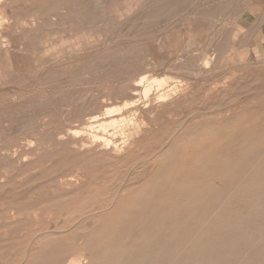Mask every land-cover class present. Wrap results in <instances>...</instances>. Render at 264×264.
<instances>
[{"label": "bare ground", "instance_id": "obj_1", "mask_svg": "<svg viewBox=\"0 0 264 264\" xmlns=\"http://www.w3.org/2000/svg\"><path fill=\"white\" fill-rule=\"evenodd\" d=\"M21 1L0 0V52L21 54L27 49L10 37V23L5 18V10L19 9ZM52 1L63 5L55 18L76 19L69 24L79 32L85 24L81 20L93 15L91 0ZM196 1H143L133 13V0H129L123 8L125 19L118 25L126 24L130 16L139 20L155 13L172 16L182 5L191 14ZM224 6L221 3L217 8ZM210 10V5L204 7L206 18L211 17ZM27 16H31L26 17L31 19L27 25L34 27H22V34L35 33L38 26L63 24L55 18L50 23V15L49 19L42 15L41 21L34 19V13ZM16 21L14 25L19 24ZM190 49L189 42L184 58L169 65L181 68L184 78L174 80L153 74L151 67H141L140 76L132 78L127 97L119 105L105 99L85 102V95L84 102H72L67 96L57 104L47 101L39 106L31 97L30 86L10 94L11 107L1 117L9 122L26 107L29 116H24L32 119L25 127L27 133L46 127L43 118L50 116L54 107L60 109L61 118L76 105L79 108L74 111L75 120L65 118L64 130L51 133L46 146H42L41 137L37 145L28 144L32 139L25 138L18 140L13 150L11 146L0 148L2 167L17 170L7 182L0 178V193H9L0 198V264H174L182 256H195L196 249H186L214 218L222 201L214 196L235 190L238 179L264 155V109L246 113L235 111L237 105L217 114L195 110L178 117L175 107L194 93L195 83L208 80L215 61L213 53L197 56ZM44 79V83L49 82ZM228 90L229 82L227 87H206L204 95L210 102ZM139 94L145 98L141 106L133 100ZM164 133H168L167 138ZM185 157H190L187 165L182 163ZM134 160L133 172L123 174L120 170ZM64 161L73 163L66 172L60 166ZM33 169H38L39 178L18 187L16 176ZM113 176L118 179L110 180ZM214 177L227 179V188L220 189L223 183H218L209 189L208 179ZM32 183L33 191L29 189ZM35 191L37 195H33ZM97 195L103 198L95 200Z\"/></svg>", "mask_w": 264, "mask_h": 264}, {"label": "rangeland", "instance_id": "obj_2", "mask_svg": "<svg viewBox=\"0 0 264 264\" xmlns=\"http://www.w3.org/2000/svg\"><path fill=\"white\" fill-rule=\"evenodd\" d=\"M128 1L91 0L93 15L81 20L85 23L81 32L69 24L76 19L67 16L55 18L54 15L62 11L60 6L63 5L54 4L52 0H22L19 9L5 10L6 22L10 23V37L16 42H22L27 49L21 54L11 50L0 52V148L11 146L13 150L15 147L12 146L25 138L32 139V143L28 144L37 145L41 137L44 139L42 146H46L50 143V134L64 130V119L75 120L74 111L79 108L76 105L69 114H65V118H61L60 109L54 107L51 115L43 118L46 127L37 128L39 132L34 134L27 133L25 127L32 119L24 116L29 111L26 107L9 122L1 117V113L11 107L10 94L15 89L32 87L31 97L34 96L39 106L47 101L57 104L67 96L71 97L72 102H81L85 95V102L97 103L105 99L111 105H119L127 97L125 92L132 78L140 76L143 70L141 67H151L155 70L153 74L167 75L174 80L184 78L181 68L169 65L184 58L189 42L192 54L199 56L203 52L213 53L215 61L208 80L195 83L194 93H189L186 100L175 107L178 117L195 110L217 114L237 105L239 108L235 111L246 113L255 108L260 111L264 109V0H197L191 14L182 5L172 16L155 13L142 20L130 16L127 23L124 22L126 24L118 25L119 20L125 19L122 16L123 8ZM143 1L144 4L156 3V0H133V13ZM221 3H225V6L217 8ZM207 5L212 7L210 18L203 14ZM31 13L36 15L35 20L41 21L42 15H45L44 19H49L47 17L50 15V23L55 18L63 24L38 26L39 31L22 34V27H34L27 25L31 19L26 17L31 18L27 16ZM17 17L20 21L15 20ZM15 21L19 24L14 25ZM20 73L21 77L18 76ZM119 74L122 78H117ZM44 78L49 79V82L44 83ZM228 82L229 90L225 96H217L207 102L204 95L206 87H227ZM133 100L137 106H141L145 98L139 94ZM164 116V127H167L168 115ZM210 117L218 120L216 115ZM163 137L167 138L168 133H164ZM257 147L263 148L259 144ZM189 158L182 160L183 165L188 164ZM135 163L136 160L132 161L120 171L123 174L126 170L133 172ZM3 164L4 161H0V178L4 180L2 183L17 172L14 168L2 167ZM61 165L66 172L73 163L64 161ZM36 171L38 169L16 176L15 183L18 187H24L21 185L25 182L39 178ZM111 179L115 181L118 177L113 176ZM226 181L218 177L209 178L208 188L212 189L218 183H223L220 189L227 188ZM238 181L235 190L220 191L214 196L222 198L214 218L207 221L186 249L187 252L196 249L195 256H182L174 264H264V155L259 156L257 163L246 170ZM34 186L32 183L29 189L33 191ZM37 194L35 191L33 195ZM8 195L7 192L0 193V198ZM102 198L97 195L95 200ZM20 236L23 239L25 233Z\"/></svg>", "mask_w": 264, "mask_h": 264}]
</instances>
